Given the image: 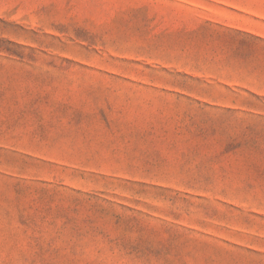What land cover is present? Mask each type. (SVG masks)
Here are the masks:
<instances>
[{"label": "rangeland", "instance_id": "1", "mask_svg": "<svg viewBox=\"0 0 264 264\" xmlns=\"http://www.w3.org/2000/svg\"><path fill=\"white\" fill-rule=\"evenodd\" d=\"M0 264H264V0H0Z\"/></svg>", "mask_w": 264, "mask_h": 264}]
</instances>
